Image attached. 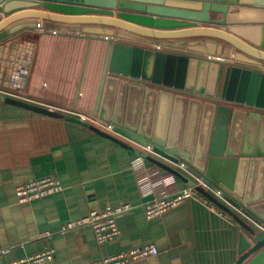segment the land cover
<instances>
[{
  "label": "water",
  "instance_id": "water-1",
  "mask_svg": "<svg viewBox=\"0 0 264 264\" xmlns=\"http://www.w3.org/2000/svg\"><path fill=\"white\" fill-rule=\"evenodd\" d=\"M59 24L80 25L87 36L107 41L94 110L99 122L135 143L122 145L177 179L194 178L195 185L219 190L225 202L259 227L218 202L251 235L234 264H264V141L242 142L248 127L264 132V113L256 110L264 109V71L248 65H264V0H0V86L16 89L17 80L26 78L33 48L22 33L2 38L26 26ZM114 90L118 106L111 113ZM2 103L113 138L61 111L0 94ZM142 106L139 124L136 113ZM196 189L211 196L201 185Z\"/></svg>",
  "mask_w": 264,
  "mask_h": 264
},
{
  "label": "crops",
  "instance_id": "crops-1",
  "mask_svg": "<svg viewBox=\"0 0 264 264\" xmlns=\"http://www.w3.org/2000/svg\"><path fill=\"white\" fill-rule=\"evenodd\" d=\"M56 27L26 26L2 38L3 42L22 33L23 40L32 42V52L27 54L31 58L27 76L17 80L19 86L13 90H17L21 100L68 115L91 117L94 122L87 118L88 123L113 138L63 118L14 104L0 105V244L10 247L9 253L0 258V264L33 255L47 246L54 248L53 258L39 264H81L146 243L155 244L158 255L131 264H234L243 240H251L234 213L246 223L250 221L210 191L205 190L217 201L206 195L216 205L215 211L198 200L186 198L152 219L145 217L142 203L153 195L141 193L138 173L151 179H170L155 189V195L195 186L196 180L177 179L143 157L139 169L132 166L140 155L120 141L133 146L135 143L112 131L110 124L95 123V119L99 120L94 110L107 41L87 36L80 31V25ZM139 43L197 54L185 47ZM9 89L12 90L0 86V90ZM111 97L109 107L113 113L118 106L117 90ZM143 115L142 106L136 113L139 124ZM155 122L153 116V127ZM257 130L248 127L242 141L245 146L264 141V132L261 128ZM51 174L59 177L61 191L31 201H17V185ZM218 202L230 206L234 213ZM122 203H130L132 208L116 215L120 233L113 241L98 245L86 224L60 232L62 225L84 217L93 209ZM251 225L259 230L255 224ZM43 231H50L51 237H41Z\"/></svg>",
  "mask_w": 264,
  "mask_h": 264
},
{
  "label": "built area",
  "instance_id": "built-area-1",
  "mask_svg": "<svg viewBox=\"0 0 264 264\" xmlns=\"http://www.w3.org/2000/svg\"><path fill=\"white\" fill-rule=\"evenodd\" d=\"M248 65L257 66L259 69L264 71V65L251 63H248ZM0 92L1 94L8 97L21 99V95L18 94L17 90H0ZM256 110L258 112L264 113V109L257 108ZM76 117L86 122H88V118V120L91 119L94 122L93 118L81 114L76 115ZM95 123L100 125L101 122L95 119ZM137 159V162H132V166L136 169H139V165L142 164L141 156L137 157ZM165 178L166 177L151 179L145 173H138L137 184L141 193L144 196L153 195L152 198H149L142 203L143 212L147 219H152L167 209L177 206L186 198L198 200L210 209L214 211L216 210V205L213 204V202H211V200L205 194L196 189V185H201L205 190L210 191L209 193H213L217 198H221V192L219 190L213 191L200 182H197L195 186H189L181 190H177L172 194L163 192L161 194L155 195L156 188L166 185V182H170L169 178ZM62 189L63 186L59 177L55 174H51L17 185L15 187V194L18 202H26L59 192ZM131 208L132 205L130 203H122L116 206L106 205L99 209H93L84 217L77 220L68 221L62 225L60 232L64 233L68 229L86 224L91 227L94 239L98 245L113 241L119 236L120 233V229L116 222V215ZM51 235L52 233L50 231H43L40 234L41 237L43 236L46 238H50ZM9 251L10 247L0 244V258H3L7 253H9ZM158 253L159 249L155 244L146 243L139 247H133L126 251L103 256L81 264H131L141 259L157 256ZM53 254L54 248L47 246L38 253L20 259L6 261L5 264H39L44 261L51 260L53 258Z\"/></svg>",
  "mask_w": 264,
  "mask_h": 264
}]
</instances>
